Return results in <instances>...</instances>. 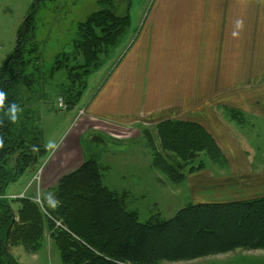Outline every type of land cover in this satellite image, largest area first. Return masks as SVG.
Listing matches in <instances>:
<instances>
[{
	"label": "rangeland",
	"instance_id": "obj_1",
	"mask_svg": "<svg viewBox=\"0 0 264 264\" xmlns=\"http://www.w3.org/2000/svg\"><path fill=\"white\" fill-rule=\"evenodd\" d=\"M99 1L43 0L37 9L35 30L25 46L21 72L28 84L20 87V94L22 103L31 106L40 118L46 155L6 186L2 201L10 205L13 213L17 211V200L30 195H36V202L50 206L54 201L52 189L59 179L93 156L98 158L104 186L119 193H131L128 209L138 213L141 223L157 213L163 219H170L187 204L264 197L259 188L264 175V120L249 121L251 115L241 111L242 107L249 108V104L256 102L258 84H264V75L256 76L261 69L244 60L248 57L252 61L251 57L257 56L256 47L264 44V16L257 13L264 8V0H247L248 4H244L248 19L252 20L249 22L252 31L244 37L250 43V50L241 58L236 52L242 44L232 43V68L227 79L220 74L224 67L221 50L212 54L215 63L211 64V70L206 66L201 72L198 51L218 31L212 27L214 32L210 33L209 27L217 19L224 20L227 9L229 18L237 17L235 12L240 8L237 0H205L200 2V9L194 0H113L114 13L129 17V26L114 46L104 48L97 64L90 66L88 75L82 77L85 90L79 102L70 109L61 108L60 95L71 85V74L78 70L82 74L78 68L83 58L74 48L79 40L78 26L98 11ZM33 2L0 0V68L15 50L18 31ZM210 12H213L211 17ZM210 18L213 22H209ZM240 72L242 78L238 79ZM120 89L131 97L129 101L123 99L127 104L118 102V97L116 103L111 98ZM76 90H80L79 85ZM108 91L107 95L111 96L107 105L115 103L116 108L118 103L125 110H138L136 122L120 123L121 127L130 129L124 133L130 139L102 135L92 127L82 132L90 119L84 116L91 99ZM192 116L209 125L216 123L214 129L224 142L229 139L227 144L234 145L231 151L243 159L245 171L234 165L233 154L228 149L225 151V144L218 143L219 160L212 153L196 154L185 167L182 183H171L155 170L158 167L152 166L150 152L160 153L169 161L173 158L160 149L157 126L170 121L191 122ZM98 121L105 127L119 124L103 118ZM97 136L104 137L105 143H99L101 139ZM148 164L154 168L152 171ZM200 164L203 165L200 169L189 173L191 167ZM10 252L22 264H61L48 236L40 253L27 252L21 246L11 247ZM227 254L193 261L224 264L244 257L256 259L250 264H264V249H240Z\"/></svg>",
	"mask_w": 264,
	"mask_h": 264
},
{
	"label": "trees",
	"instance_id": "obj_2",
	"mask_svg": "<svg viewBox=\"0 0 264 264\" xmlns=\"http://www.w3.org/2000/svg\"><path fill=\"white\" fill-rule=\"evenodd\" d=\"M42 1L34 0L18 31L15 50L0 68V90L6 94L0 104V264H22L10 252L11 247L42 252L45 236L61 264H175L240 249H264V197L187 204L170 219L157 213L141 223L138 213L128 209L131 193L103 185L96 156L59 179L50 206L30 195L17 200L13 213L2 201L6 186L46 155L40 118L22 103L20 94V87L28 84L21 75L25 46L32 39L34 17ZM113 6V0H100L98 11L78 26L79 40L74 48L83 58L78 68L82 74L72 72L71 85L60 95L66 109L79 102L85 90L82 77L97 64L98 55L105 47L114 46L129 26V17H118ZM14 103L18 111L12 121ZM156 129L160 149L173 158L169 161L150 152L152 166L171 183L183 182L185 167L196 154L221 157L215 140L198 124L170 121ZM202 166L191 167L189 173Z\"/></svg>",
	"mask_w": 264,
	"mask_h": 264
},
{
	"label": "crops",
	"instance_id": "obj_3",
	"mask_svg": "<svg viewBox=\"0 0 264 264\" xmlns=\"http://www.w3.org/2000/svg\"><path fill=\"white\" fill-rule=\"evenodd\" d=\"M197 1V7L198 9H200V2L205 1V0H194ZM211 1V0H210ZM213 1V0H212ZM262 1V0H261ZM237 6H239L238 10L235 12V14L237 15L236 18H229V9L226 10V15H225V19L224 20H220L217 19V21L214 22V24L212 23V25L209 27V32L213 33L214 30L212 29V27L216 30H218L214 36L212 35L211 38L205 42V44L199 49L198 51V58L201 59L200 60V72L201 71H205L208 67L209 70H211V64L215 63L212 62L211 60V56L212 54H215V52H220L221 57H223V69L220 72L221 75H223V77H225L227 79L228 74L231 71L232 66L231 62L233 60L232 57V52L231 50L233 49L232 43H236L238 44H242V48L239 50L238 52H236L239 57H243L244 53H247L250 50V43L248 40H244V37H247V33L249 31H252V28H250L251 26H249V22H252V20L250 21V19H248V14H246L247 12V8H245L244 4H248L247 0H237L236 1ZM256 9V8H255ZM257 10V9H256ZM260 12H257L259 14V16H264V8H262V10H257ZM200 13V10L197 13ZM213 12H210V17L212 15ZM195 15V12H194ZM255 15V14H253ZM214 19L210 18L209 22H213ZM256 20V19H255ZM258 21V20H257ZM260 22V21H259ZM23 23V22H22ZM248 26V27H247ZM249 28V29H248ZM17 32V31H16ZM15 32V34H16ZM236 34H235V33ZM220 33V34H218ZM15 36V35H14ZM14 39V38H13ZM227 49L229 50L227 52ZM256 49L258 50L257 52V56H253L251 57L253 60L250 61V58H246L244 57V60L246 61V63H251V65L256 69H261L256 76H263L264 74L262 72H264V44H262L259 48L256 47ZM7 52L4 53V56H7ZM240 58V59H241ZM202 61V64H201ZM202 67V68H201ZM259 74V75H258ZM227 75V76H226ZM242 78V74L240 72V76L239 78ZM229 78V76H228ZM257 91H258V97L256 99L255 103H251L249 104V108H241V111L246 112L248 114H250L251 116L248 117L249 119H262L264 120V84L261 83L260 85L258 84L257 87ZM125 91H123V89H120V92L118 93L115 90L114 95H110L111 98L115 101L117 100V97L119 98L118 102H120L121 104H127L128 102H123V99H127L129 101V99H131L130 95H125L124 93ZM108 93H110L109 91L103 95V96H96L95 98L93 97L91 99L90 104L88 105L87 109L85 110L86 112V117L89 116V121L85 124V126L82 128V132H86L87 128L92 127L93 131L98 132L102 135H107V136H111L114 137L116 136V138H121L122 136H124L126 139L129 138L130 136L124 134L126 132H130V129L126 128V126L121 127L120 123L121 121H131L129 123L132 122H136V115L138 110L134 109V110H125L124 107H120L121 105H119L118 103L116 104V108H114L115 103H110L107 105V103L110 100V96L107 95ZM128 97V98H127ZM84 112V113H85ZM200 112V111H199ZM97 118V120H95ZM99 119H107L109 121H113L116 123H119L118 125H113V126H102V123H100L98 121ZM191 122L187 121L189 123H193V124H198L200 126H202L204 129L209 131V134L216 140L215 142L223 145L225 144V151H227V149L229 150V153L235 155V157H233L232 155V161H234V165L236 167H242L243 171L244 168L246 167V165L243 162V159L238 156L236 153H233L232 151H234V145H228L227 143L229 142L228 140H226L225 142L223 141V138H221V136L218 134V132L214 129L216 126V123H212L211 125L207 124L206 122L202 121L200 118H195L194 116H192ZM150 120V119H149ZM93 121V123L91 122ZM250 121V120H249ZM252 123V122H251ZM128 124V123H127ZM150 124V123H149ZM232 124V123H231ZM226 126H229V122L226 124ZM231 126V125H230ZM90 129V128H89ZM98 134V135H100ZM101 135V136H102ZM231 135H233V133L231 132ZM97 138H99V136H97ZM101 140H99V143H105V139L104 137L99 138ZM128 139V140H129ZM119 139H115L114 141L118 142ZM231 147V148H230ZM232 150V151H231ZM142 154V153H141ZM144 157L147 158L146 153L143 154ZM149 160L151 159V153H149ZM231 161V160H230ZM237 161V164L235 163ZM239 162V164H238ZM148 167H150V171H152V167L148 164ZM262 185H259V188L262 189L263 193H264V175L262 176ZM224 255H228L227 253ZM235 258V257H234ZM240 259H238V257H236V259H231V262L228 263H224V264H250V261H254L256 259L254 258H244V257H239ZM200 261V260H199ZM199 261L195 263V261H193L192 264H201V262L199 263ZM189 264V263H188ZM207 264H220V263H215V262H211V263H207Z\"/></svg>",
	"mask_w": 264,
	"mask_h": 264
},
{
	"label": "clouds",
	"instance_id": "obj_4",
	"mask_svg": "<svg viewBox=\"0 0 264 264\" xmlns=\"http://www.w3.org/2000/svg\"><path fill=\"white\" fill-rule=\"evenodd\" d=\"M5 92L3 90H0V104L3 103V98L5 96ZM13 114L9 117L12 121H15L17 119V116L15 115V113L18 111L17 109V105L14 103L12 105V108L10 110Z\"/></svg>",
	"mask_w": 264,
	"mask_h": 264
},
{
	"label": "built area",
	"instance_id": "obj_5",
	"mask_svg": "<svg viewBox=\"0 0 264 264\" xmlns=\"http://www.w3.org/2000/svg\"><path fill=\"white\" fill-rule=\"evenodd\" d=\"M59 106H60L61 108H65V105L63 104V102H62L61 99H59Z\"/></svg>",
	"mask_w": 264,
	"mask_h": 264
}]
</instances>
